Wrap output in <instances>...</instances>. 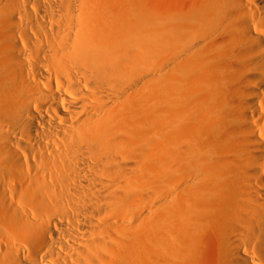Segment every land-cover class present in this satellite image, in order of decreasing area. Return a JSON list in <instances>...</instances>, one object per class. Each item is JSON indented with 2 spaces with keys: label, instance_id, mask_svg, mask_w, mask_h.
Segmentation results:
<instances>
[{
  "label": "bare ground",
  "instance_id": "obj_1",
  "mask_svg": "<svg viewBox=\"0 0 264 264\" xmlns=\"http://www.w3.org/2000/svg\"><path fill=\"white\" fill-rule=\"evenodd\" d=\"M181 1L0 0V264H264V0Z\"/></svg>",
  "mask_w": 264,
  "mask_h": 264
},
{
  "label": "rangeland",
  "instance_id": "obj_2",
  "mask_svg": "<svg viewBox=\"0 0 264 264\" xmlns=\"http://www.w3.org/2000/svg\"><path fill=\"white\" fill-rule=\"evenodd\" d=\"M147 8L154 13L171 12L182 6L181 0H146ZM204 256V257H203ZM204 264H210L211 256L209 254L203 255Z\"/></svg>",
  "mask_w": 264,
  "mask_h": 264
}]
</instances>
